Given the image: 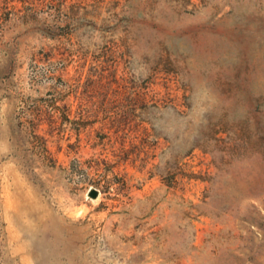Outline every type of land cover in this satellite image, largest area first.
Returning <instances> with one entry per match:
<instances>
[{
	"label": "rangeland",
	"instance_id": "rangeland-1",
	"mask_svg": "<svg viewBox=\"0 0 264 264\" xmlns=\"http://www.w3.org/2000/svg\"><path fill=\"white\" fill-rule=\"evenodd\" d=\"M0 264H264V0H0Z\"/></svg>",
	"mask_w": 264,
	"mask_h": 264
},
{
	"label": "water",
	"instance_id": "water-1",
	"mask_svg": "<svg viewBox=\"0 0 264 264\" xmlns=\"http://www.w3.org/2000/svg\"><path fill=\"white\" fill-rule=\"evenodd\" d=\"M92 195H93V196H96V195H97V191L94 190V191L92 192Z\"/></svg>",
	"mask_w": 264,
	"mask_h": 264
}]
</instances>
